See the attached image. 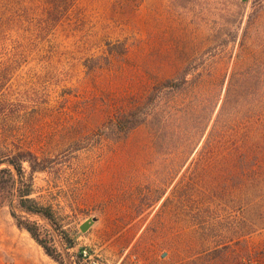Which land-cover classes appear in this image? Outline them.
<instances>
[{
	"label": "rangeland",
	"instance_id": "374dc122",
	"mask_svg": "<svg viewBox=\"0 0 264 264\" xmlns=\"http://www.w3.org/2000/svg\"><path fill=\"white\" fill-rule=\"evenodd\" d=\"M47 1L0 0V123L49 167L35 175L34 196L55 212L53 223L32 216L40 238L64 254L72 240L75 264H264V228L243 236L257 210L190 188L206 170L219 173L202 180L221 181L224 166L174 157L195 123L189 107L212 106L231 72L225 40L242 36L251 16V63L264 84V0H71L64 8L58 0L46 25ZM249 60L246 53L243 70ZM187 68L206 81L157 96L164 148L150 125L116 141L112 121ZM0 264H58L8 206L0 208Z\"/></svg>",
	"mask_w": 264,
	"mask_h": 264
},
{
	"label": "trees",
	"instance_id": "16d2710c",
	"mask_svg": "<svg viewBox=\"0 0 264 264\" xmlns=\"http://www.w3.org/2000/svg\"><path fill=\"white\" fill-rule=\"evenodd\" d=\"M61 1L64 8L69 7L71 0ZM56 4L58 0L47 1L46 25L54 21L53 14L59 8ZM257 15L256 18H259L260 14ZM252 17L248 20L242 36L236 31L229 33L231 37L225 40L224 45H231L233 51L229 56L234 60L231 72L220 82L212 106H196L195 109L189 107L195 123L186 142L177 146L174 151L176 159L192 158L197 165L206 167L224 166V177L221 181L202 180L207 174L219 173L217 170H206L198 173L200 176L202 174L201 182L190 188L198 196L208 192L215 199L224 198L230 201L237 196L244 211L255 208L258 220L248 222L246 219L243 227L245 237L264 228V84L256 80L254 63H251L254 43L247 42L249 32L256 31V19ZM246 53H249L250 64L243 70ZM188 75H193V79L187 80ZM201 77V73L187 68L178 79H167L156 85L144 103L121 112L112 121L117 134L115 140L126 138L142 125H150L160 132L158 141L164 148L167 137L161 132L167 128V120L165 112L155 104L157 96L164 89L180 92L185 83L195 88L206 81L200 79ZM37 173H49L48 162L32 149L18 145L13 134L8 133L0 123V208L8 206L17 226L27 231L55 262L75 264L76 261L67 252L75 247L74 242L70 240L65 254L61 253L40 238L41 225L32 220V216H39L52 222L55 213L51 205L39 200L40 196H34L37 192ZM79 256L83 258L82 251Z\"/></svg>",
	"mask_w": 264,
	"mask_h": 264
},
{
	"label": "water",
	"instance_id": "95a60500",
	"mask_svg": "<svg viewBox=\"0 0 264 264\" xmlns=\"http://www.w3.org/2000/svg\"><path fill=\"white\" fill-rule=\"evenodd\" d=\"M95 222V219H89L86 222H84L80 229L82 232H86L88 229H90V227L93 225V223Z\"/></svg>",
	"mask_w": 264,
	"mask_h": 264
},
{
	"label": "built area",
	"instance_id": "2783aa9c",
	"mask_svg": "<svg viewBox=\"0 0 264 264\" xmlns=\"http://www.w3.org/2000/svg\"><path fill=\"white\" fill-rule=\"evenodd\" d=\"M88 257V252L87 251H83V258H87Z\"/></svg>",
	"mask_w": 264,
	"mask_h": 264
},
{
	"label": "bare ground",
	"instance_id": "6f19581e",
	"mask_svg": "<svg viewBox=\"0 0 264 264\" xmlns=\"http://www.w3.org/2000/svg\"><path fill=\"white\" fill-rule=\"evenodd\" d=\"M3 230H5V229H3ZM10 231H11V230H10ZM6 232H7V231H6ZM14 233H15V232H13V234H14ZM6 236H7V235H6ZM11 239H12V238H11ZM11 239H10V240H11ZM16 241H17V239H16ZM29 263H30V262H29Z\"/></svg>",
	"mask_w": 264,
	"mask_h": 264
}]
</instances>
